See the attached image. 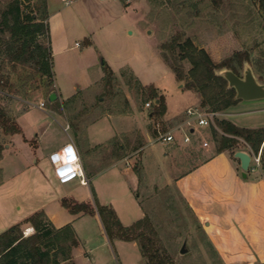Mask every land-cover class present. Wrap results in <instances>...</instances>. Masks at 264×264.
<instances>
[{
  "label": "rangeland",
  "instance_id": "1",
  "mask_svg": "<svg viewBox=\"0 0 264 264\" xmlns=\"http://www.w3.org/2000/svg\"><path fill=\"white\" fill-rule=\"evenodd\" d=\"M10 1L0 0V13ZM20 1L23 11L39 17L47 13L53 80L42 77L33 61L10 60L4 48L8 33L1 31L0 25V107L20 128L12 135H5L0 128V233L18 225L22 236L32 234L34 229L24 219L43 210L55 225L71 221L75 232L86 240L82 248L78 241L72 250L71 259L76 264H144L135 242L108 240L98 214L73 220L60 202L67 196L109 205L123 226L147 216L156 230L161 254L174 264H223L208 241L207 226L173 181L179 172L192 167V158L203 148L209 154L216 152L218 142L212 128L219 120L246 128L264 127V99L238 100L230 109L216 111L208 126H197L190 145L174 146L172 179L163 181L167 177V144L157 141V136L187 118V107L203 111L210 107L201 104L198 89L186 88L191 80L190 62L177 59L176 63L170 49L162 45L190 38L216 66L236 52L247 54L246 61L235 63L236 74L242 76L247 63L264 83V25L257 4L251 0H75L70 5L60 0H45V4L42 0ZM178 52L177 47L174 54ZM163 54L169 63L180 67L182 80L177 79ZM101 59L111 75L103 72ZM221 68L227 67L214 71ZM130 72L141 85L144 82L157 88L173 118L148 115L153 103L148 100L146 106L147 92H141L134 81L127 83ZM55 87L64 100L49 102L47 96ZM39 99L46 106L44 110L36 106ZM66 100L69 102L62 106ZM105 114L120 115L124 120L110 116L92 123ZM57 120L69 129L64 131ZM74 130H79L77 137ZM112 135L126 147L125 155L131 154L130 166L139 168V176L133 169L125 170L124 160L109 166L110 161L100 159L106 154L103 145V149H89L92 143ZM68 136L78 141L84 162L97 171L87 184H81L79 178L59 183L50 160H46L48 147L69 141ZM204 140L208 146H201ZM137 146L142 147L146 178L139 167ZM227 153L236 165L233 151ZM253 166L251 163L249 169ZM255 168V173L264 176L261 164ZM182 245L184 253H180Z\"/></svg>",
  "mask_w": 264,
  "mask_h": 264
},
{
  "label": "trees",
  "instance_id": "2",
  "mask_svg": "<svg viewBox=\"0 0 264 264\" xmlns=\"http://www.w3.org/2000/svg\"><path fill=\"white\" fill-rule=\"evenodd\" d=\"M251 1L257 4L264 25V0ZM42 2L45 4V0ZM0 16L1 31L8 33L4 48L10 60L33 61L42 77L53 80L49 26L46 22L47 13L42 17H39L38 14L35 16L33 12L22 10L20 0H12L7 3ZM162 46L170 49L176 63L177 59H187L190 62L189 76L191 80L186 83V88H196L201 92L203 97L201 104H208L210 107L208 111H221L231 108L237 103L238 100L234 98V90L226 87V81L215 75L214 69L223 66L236 73L235 63L241 64L242 61H246L247 54L242 55L236 52L221 66H216L206 51L202 48L197 49L190 38H185L182 42L173 39ZM177 47L179 52L175 55L174 49ZM162 57L177 79L182 80L183 72L180 67L169 63L166 54H163ZM101 65L104 73L112 74L102 59ZM103 77L107 78L105 75ZM126 81L129 85H131V81L136 82L141 92H147L146 102L151 100L153 103L151 117L164 114V98L158 93L156 87L151 84L141 85L131 72ZM156 100L158 101L156 102ZM67 102L69 101L63 102L62 106ZM72 126L74 127V125ZM0 128L5 135H12L20 130L18 124L8 118L1 107ZM217 131H221L222 134L219 136ZM212 135L213 139L218 142L216 153L223 151H233L234 153L240 148L248 149L251 155H256L260 151V164L264 172V127L246 128L228 120H219L216 123V128H212ZM218 136L219 138H217ZM125 148L120 146V142L117 140L115 145L117 159L125 155ZM135 148L133 147V149ZM138 169L136 166L133 168L139 176ZM60 202L72 214H98L108 240L119 239L135 242L142 259H144V264H174L171 259L161 254L157 244L156 230L147 216L136 220L129 226H123L109 205H93L91 202H79L67 196L62 197ZM24 223L34 229L32 234L22 236L18 225L11 226L0 233V264H76L71 259V253L78 246V240L70 224L55 228L43 210H37L27 216Z\"/></svg>",
  "mask_w": 264,
  "mask_h": 264
},
{
  "label": "crops",
  "instance_id": "3",
  "mask_svg": "<svg viewBox=\"0 0 264 264\" xmlns=\"http://www.w3.org/2000/svg\"><path fill=\"white\" fill-rule=\"evenodd\" d=\"M146 84L143 82V85ZM53 92L56 93V98L58 100H64V98H62L56 90V87ZM40 100L41 99H39L38 102H40ZM165 106L166 109L163 119L168 120L173 118L172 114L167 110V105ZM45 107L46 106L44 105L43 109L38 108L40 110H44ZM53 115L59 117L57 114L53 113ZM106 115L107 114L100 117L98 120L92 121V123L104 120L105 117L110 116L118 120H124V118H121L120 115ZM148 115L151 117V109L149 110ZM14 117L16 119V115H14ZM185 119H183V121ZM56 122L62 126L64 131L69 129H65L61 120L59 122L57 120ZM231 122L234 123L233 121ZM74 133V136L77 137L79 130ZM40 134L41 133L38 134V137ZM113 137L114 135L104 138L103 141L94 142L89 146V149L91 148L97 150L96 148L98 146L101 147L103 145L105 148H101L106 151V154L103 158L100 155V159H105L107 162L110 161L109 166H114L118 161L124 160L125 164H127L125 170L129 171L133 169L130 166V162H132L131 154L124 155L123 157L117 159L115 154V145L117 140L112 139ZM68 138L69 141L64 143L57 142L49 146V153L46 160H50L49 155L51 153L60 150L67 144H71L79 159V163L84 172V176L87 179V183H89L97 174V171L91 170L90 166L84 162L82 147L78 141L69 136ZM160 143L167 144V149L164 151V156L167 159V169L165 170V175H167V177L163 179V181H171L172 171L170 161L172 156L175 154L174 146H187L190 145L191 141L189 143H184L181 141L180 135H175L173 141ZM120 146L125 148L124 144L121 142ZM141 148L142 147H138V151H140L139 167L142 168L143 176L146 178V172L144 171L146 170V165L143 163L144 161L142 159ZM193 150H195V148ZM239 150L245 151L252 156L250 151L246 148H240ZM200 152L201 153L196 154L194 159L192 158V160H194L192 167L181 173L179 172L174 178L173 182L175 187L178 189L183 199L187 202L188 206L194 211L199 221L207 226L206 230L209 232L208 241H210L213 249L220 256L223 264L264 263V176L258 174V172L255 173V170L252 171L251 169H248L246 176L243 177L241 175V170H238L240 168L239 161L236 162L235 165L234 161L229 158V154L226 151L209 154V151L203 148ZM52 173H54V171ZM59 183L65 184L67 182ZM136 196L138 197V195ZM44 213L50 220L47 216L48 213ZM71 215L73 220L84 216H94V214L89 215L83 213ZM99 223L100 227H102L100 220ZM65 224L71 225V221L61 225H55L52 222V225L55 228H59ZM27 226L31 227L30 225ZM72 229L82 248V245L86 243V240L80 238V235L75 232L74 227ZM86 252L90 253V249H86Z\"/></svg>",
  "mask_w": 264,
  "mask_h": 264
},
{
  "label": "built area",
  "instance_id": "4",
  "mask_svg": "<svg viewBox=\"0 0 264 264\" xmlns=\"http://www.w3.org/2000/svg\"><path fill=\"white\" fill-rule=\"evenodd\" d=\"M64 5H70L74 3L75 0H60ZM101 2H119L120 0H98ZM149 106V102L145 103ZM37 107L43 109L44 102L40 101L36 105ZM186 113L188 117L175 126L170 132L159 134L156 138L160 142H171L174 140L175 134L180 135L181 141L184 143H189L191 141V135L198 131L200 126H208L210 121L216 112L203 111L199 107L187 108ZM198 126V127H197ZM67 129V127H65ZM201 146H208L207 141H202ZM73 154V156L71 154ZM50 162L52 164L53 171L59 182L65 183L72 179L79 178L81 184H87V179L84 176V172L79 163V159L71 144H67L60 150L53 152L49 155ZM254 163L255 166L260 164V151L256 155L251 156L250 164ZM255 166L251 167V170H255ZM250 168V165H249Z\"/></svg>",
  "mask_w": 264,
  "mask_h": 264
},
{
  "label": "water",
  "instance_id": "5",
  "mask_svg": "<svg viewBox=\"0 0 264 264\" xmlns=\"http://www.w3.org/2000/svg\"><path fill=\"white\" fill-rule=\"evenodd\" d=\"M214 73L226 81L228 88L234 90V98L236 100L252 101L264 99V83L257 80L251 67L247 63L244 64L242 76H239L230 68H221L214 71ZM55 99L56 93L50 92L47 96V100L52 102ZM157 101L158 100H156V102ZM233 157L239 161L241 175L245 177L249 169L251 156L245 151L237 150L233 153ZM185 251L186 248L182 245L180 253H184Z\"/></svg>",
  "mask_w": 264,
  "mask_h": 264
},
{
  "label": "bare ground",
  "instance_id": "6",
  "mask_svg": "<svg viewBox=\"0 0 264 264\" xmlns=\"http://www.w3.org/2000/svg\"><path fill=\"white\" fill-rule=\"evenodd\" d=\"M71 154V153H70ZM73 156V154H71Z\"/></svg>",
  "mask_w": 264,
  "mask_h": 264
}]
</instances>
